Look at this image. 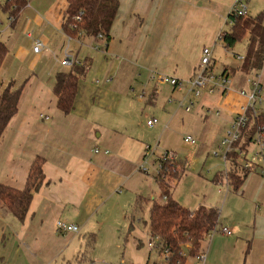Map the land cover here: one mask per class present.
<instances>
[{
  "label": "crops",
  "instance_id": "crops-1",
  "mask_svg": "<svg viewBox=\"0 0 264 264\" xmlns=\"http://www.w3.org/2000/svg\"><path fill=\"white\" fill-rule=\"evenodd\" d=\"M118 1L119 11L108 45L102 37L70 38L64 32L67 0L29 1L17 19L5 27L6 41L0 32V39L9 50L2 68L16 66L17 69L19 63L29 64L25 73L15 72L19 75L14 74L17 80L11 79L13 88L15 82L25 80L29 90L27 97L22 98L25 88L22 89L18 111L0 141V182L22 189L37 159L42 163L45 178L34 193L26 218L21 222L13 215L19 223H11L12 241L5 225V219L12 213L0 206V245H12L9 251L8 247L0 251V264H14L24 259L26 264H60L65 260L66 249L77 239L83 240L79 238L81 233H102L104 222L100 212L105 209L107 199L112 198L129 177L128 167L140 161L143 155V141L139 142L133 134L121 133L127 120L119 115L118 109L108 113L96 106L95 98L104 93H95V97L78 95L81 87L78 84L74 109L66 114L59 109L53 85L56 74L70 68L63 64L66 54L76 64L87 63L90 68L97 55L94 48L105 49L113 58L111 65H118V71L119 68L130 70L139 76L146 73L153 80L157 79L159 85L166 84L161 80L165 76L186 82L197 72L204 47L213 49L214 64L218 35L230 29V13L239 0ZM248 9L253 14L251 6L248 5ZM35 39L45 43L40 52L33 49ZM57 53L63 54L62 65L54 61ZM64 66L67 69L63 70ZM226 70L228 79L236 73L234 68ZM260 73L264 81V67ZM249 78L244 79L243 84ZM8 83L0 79V93ZM238 88L243 90L244 85ZM240 90H228L225 94V109L231 118L228 129L240 106L246 102ZM258 109L264 110V107ZM97 148L100 151L96 153ZM112 148L115 153L110 152ZM218 155L223 159L222 151ZM223 163L225 168L212 179L213 187L222 195V207L200 204L219 211L217 231L202 244L201 253H206V259L200 261L191 257L188 264H264L262 161H252L246 156L245 165L250 164V167H245L247 174L239 189L226 184L223 172L228 168V161L223 159ZM200 206L186 208L195 210ZM58 220L78 225L79 233L69 232L72 234L69 235L58 231ZM221 226H226L232 234H223ZM69 239L68 245H63Z\"/></svg>",
  "mask_w": 264,
  "mask_h": 264
},
{
  "label": "rangeland",
  "instance_id": "rangeland-1",
  "mask_svg": "<svg viewBox=\"0 0 264 264\" xmlns=\"http://www.w3.org/2000/svg\"><path fill=\"white\" fill-rule=\"evenodd\" d=\"M245 4L251 6L253 14L249 13L254 17L264 12V0H245ZM10 23L8 14L0 12V32H3L2 38L5 41L7 40L4 36L5 27ZM246 44L245 39L230 50L225 49L224 43L220 40L216 44L217 55L214 64L212 63L214 74L221 75L226 68L230 71L233 68L236 70V73L229 76L231 80L229 91L237 89L239 91V85H244V89L247 90L249 84L247 81L243 84V80L257 74L255 71L245 73L239 67L242 63L238 56H246ZM94 51L97 55L93 57V64L87 69V74L80 77L81 87L78 95L90 94L91 97H95L93 95L95 93H104L102 97L95 98L96 106L108 113L118 109L119 115L127 120L121 133L133 134L139 142L143 141L144 150L140 161L128 167L129 177L118 187L113 197L106 200L107 203L103 207L105 209L100 212V219L104 222L102 233L100 231L94 235L81 233L79 238L83 240L74 241L63 254L65 260L59 263L154 264L159 261V255L154 247L149 245L155 242L150 234L149 209L153 199L159 201L162 198L160 184L156 181L160 167L158 159L162 158V155L166 153L174 155L175 158L168 160H177L183 165L178 180L177 178L173 180L170 175L164 178L167 185H172L170 190L173 198L175 196L186 207L200 206L201 203L218 204L219 208L222 207L220 204L222 195L213 187L212 179L225 168L224 158L215 153L222 151L220 141L225 137L231 119L228 110L225 109L226 93H222V88H216L214 93L203 89L201 97L196 99L192 109L186 112L180 107L185 90L173 89V86L167 83L159 85L157 79L153 80L146 73L139 76L130 70L122 71L119 68L118 71V65H111L113 58L110 54L107 55L105 49V52L96 48ZM62 56V53H57L54 61L62 65ZM54 61L52 62L55 63ZM28 67L29 64L23 63H19L17 69L16 66L12 69L4 66L0 70V79L13 84L11 79L17 80L16 76H19L15 72L22 70V73H25ZM66 67L64 66L63 70L67 69ZM110 78L111 81L108 80ZM15 84L16 89L25 88L24 92L22 91V98H26L29 83L26 86L25 80H19ZM83 100L84 98L81 99ZM91 101L93 102V99ZM260 107H264V100L262 104H257V108ZM154 118L158 119V122L149 125L148 120ZM187 135L194 137L196 144L186 143ZM110 152L115 153V150L112 148ZM257 152V144L252 143L248 146L246 156L252 161L257 160ZM140 166L143 168L145 166V169L140 170ZM139 195L147 200L145 209L143 212H137L135 218L131 219L127 214L132 212L131 205ZM0 206L3 208L1 202ZM14 219L16 218L13 214L5 219V225H8L6 234L10 235L11 241L14 234L11 223L18 222ZM70 233L69 235H72ZM69 241L70 239L66 240L63 245L67 246ZM11 246L0 245V251L2 252L3 247H8L9 251ZM13 261L14 258H11V262ZM23 262L17 260L14 264H26L25 259Z\"/></svg>",
  "mask_w": 264,
  "mask_h": 264
},
{
  "label": "trees",
  "instance_id": "trees-1",
  "mask_svg": "<svg viewBox=\"0 0 264 264\" xmlns=\"http://www.w3.org/2000/svg\"><path fill=\"white\" fill-rule=\"evenodd\" d=\"M28 3L29 0H0V12L7 13L14 22ZM118 9V0H67L63 30L70 38H77L79 35L98 38L101 35L108 45ZM230 18V29L225 31V49L230 50L238 42L246 39L247 53L240 67L245 73L260 72L264 67V12L256 17L236 16L231 12ZM8 53L7 44L0 39V69ZM87 68V63L83 65L75 63L68 70L56 74L53 87L58 107L63 113H69L74 109L80 77L87 73ZM226 72L227 70L223 73L224 76ZM22 89V87L15 89L12 83H8L0 93V141L11 118L18 111ZM263 125L264 114L259 120L254 119L251 125L243 129L241 137L233 142V148L227 154L228 168L223 173L227 175L229 184L234 189H239L244 182L247 174L244 154L252 144L258 127ZM158 160L160 167L156 181L160 184L162 198L159 201L153 199L149 209L150 234L159 247L156 250L159 261L154 264H188L191 257H197L202 252L203 242L219 225V211L205 205L195 210L181 205L173 198L170 190L172 185H167L164 178L170 175L173 180L176 178L178 180L183 171L182 163L162 158ZM33 163L27 184L22 189L0 182V202L4 210L15 215L21 222L30 210L34 193L45 180L41 161L37 159ZM146 201L139 195L133 204L132 212L127 217L134 219L137 212H143ZM166 250L169 252L168 261H164L162 257Z\"/></svg>",
  "mask_w": 264,
  "mask_h": 264
},
{
  "label": "built area",
  "instance_id": "built-area-1",
  "mask_svg": "<svg viewBox=\"0 0 264 264\" xmlns=\"http://www.w3.org/2000/svg\"><path fill=\"white\" fill-rule=\"evenodd\" d=\"M236 16H244L250 15L248 6L245 4V0H239L233 7L232 11ZM80 19V16L78 17ZM10 21H13V18H9ZM98 37L101 38V35ZM225 31H221L218 35V40L225 42ZM34 51L40 52L44 47L45 43L40 39H35ZM202 55L200 58V63L198 65V70L191 78L187 79L186 82H183L179 78L175 76H165L162 77V81L164 83L172 85L174 88H178L180 90H185L184 100L180 102V107L184 108L185 111H190L194 105L196 99L201 97L202 90L207 89L210 93H214L216 88H222L223 93H227L229 84L231 83L228 77L221 75H215L213 71L212 59H213V49L210 47H204L201 51ZM239 60L244 61V57H238ZM63 64L66 66H72L75 64L73 58L66 54V58L63 61ZM249 88L247 90H240L239 94L246 98V102L242 104L239 108V113L232 121L230 128L226 132L225 137L221 140V148H222V157L225 161H227V154L233 148V142L239 139L242 135L243 129L247 128L248 125L252 124L254 119L259 120L260 116L264 114V110H260L257 108V104H262L263 101V92H264V81L262 80V73L256 74L255 76L248 79ZM210 86V87H209ZM158 122V119H149L148 124L154 125ZM185 142H189L191 144H196V140L191 135H187L185 138ZM252 143H256L258 146V152L256 153L257 159L262 161V167L260 172L264 176V125L259 126L257 133L255 134ZM149 147H147V150ZM100 150L97 148L95 152H99ZM108 152V151H106ZM247 153V152H246ZM246 153L244 154L246 157ZM148 152L146 153V155ZM217 155V153H215ZM243 154V152H241ZM145 155V156H146ZM174 155H169L168 153L162 155L163 160L173 159ZM250 163V162H249ZM248 163V164H249ZM245 167H250L249 165H245ZM143 166H140V170H142ZM145 169V166L144 168ZM226 184L229 186V181L227 175L225 176ZM57 230L62 233H79L80 227L76 224L65 223L61 220L56 222ZM217 230H213L209 236L215 233ZM220 231L223 234L231 235V231L226 226H221ZM153 246L155 250H158L159 247L156 246L155 242L149 244ZM164 261L169 260V252L166 250L163 254ZM197 259L203 261L206 259V253H200L197 256Z\"/></svg>",
  "mask_w": 264,
  "mask_h": 264
}]
</instances>
